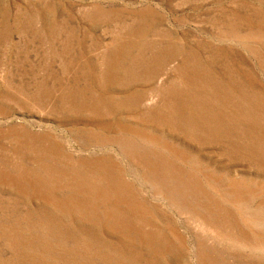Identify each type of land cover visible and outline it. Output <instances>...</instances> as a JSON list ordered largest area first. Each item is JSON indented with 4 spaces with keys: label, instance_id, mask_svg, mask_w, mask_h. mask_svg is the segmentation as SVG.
Returning a JSON list of instances; mask_svg holds the SVG:
<instances>
[{
    "label": "rangeland",
    "instance_id": "rangeland-1",
    "mask_svg": "<svg viewBox=\"0 0 264 264\" xmlns=\"http://www.w3.org/2000/svg\"><path fill=\"white\" fill-rule=\"evenodd\" d=\"M0 264H264V0H0Z\"/></svg>",
    "mask_w": 264,
    "mask_h": 264
}]
</instances>
